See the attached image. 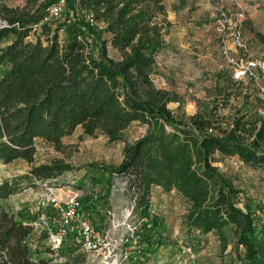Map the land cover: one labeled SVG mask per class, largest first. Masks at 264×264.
<instances>
[{
  "label": "trees",
  "instance_id": "1",
  "mask_svg": "<svg viewBox=\"0 0 264 264\" xmlns=\"http://www.w3.org/2000/svg\"><path fill=\"white\" fill-rule=\"evenodd\" d=\"M24 1L29 7L24 13L3 6L9 26L0 28V43L11 37L0 45V164L22 159L30 165L26 173L0 181V264L86 263L87 254L73 243L58 258L70 239L57 251L47 245L49 257L32 255L30 238L46 241L47 230L34 227L35 214L16 215L3 202L24 184L51 181L71 168L57 160L34 164L37 139L61 150L62 139L80 127L88 136L125 141L133 122L146 125V132L124 144L122 161L112 170L126 181L133 213L145 230L137 233L141 254L132 251L126 260L145 264L159 248L161 219L150 206L151 189L158 186L187 199V233L214 232L224 248L225 229L233 227L244 247L241 264H264V218L257 220L250 204H244L245 211L236 204L237 191L213 165L218 153L264 170V96L257 90L252 95L247 85L219 72L207 106L198 105L190 116L175 113L168 105L179 102L176 94L154 82L158 56L168 48L166 0H66L73 19L63 23L65 39L61 25L42 22L34 29L57 0ZM87 15L95 24L86 21ZM31 29L39 31L34 40L27 38ZM254 35L264 44V34ZM108 42L119 58L108 55ZM238 97L242 105L218 113ZM104 197L86 195V213L101 215Z\"/></svg>",
  "mask_w": 264,
  "mask_h": 264
},
{
  "label": "rangeland",
  "instance_id": "2",
  "mask_svg": "<svg viewBox=\"0 0 264 264\" xmlns=\"http://www.w3.org/2000/svg\"><path fill=\"white\" fill-rule=\"evenodd\" d=\"M3 6L20 13L29 10L24 0H0L2 19L6 14ZM165 7L170 23L166 39L171 47L161 52L158 58L159 73L154 76V82L158 86L169 87L176 94L179 102L169 104L175 113L190 116L198 110V105L204 108L209 104L215 92L217 73L232 75V62L247 57H264V44L254 35V31L264 34V0H166ZM68 17L73 19L66 4L65 11L50 21L54 27L61 25L62 39H65L63 23ZM86 21L95 24L88 20V15ZM36 32L39 33L31 29L28 40H34ZM102 36L109 37L106 33ZM10 41L11 37L2 40L0 45ZM107 52L113 58L120 57L109 42ZM241 82L248 86L252 95L257 96L250 82ZM219 83H223L222 78ZM242 100V97L237 100L231 98L230 104L219 108L218 113L233 111L242 105ZM146 128V125L133 122L125 131V141L110 142L102 134L88 136L77 127L71 135L62 139L61 150L37 139L34 164L57 160L69 164L71 168L51 181L24 184L17 193L4 200V205L16 215L25 214V211L33 213L38 216L34 219L37 220L49 188L64 195L78 194L82 199L89 194L104 197L109 191V196L102 198L99 204L101 215L87 213L92 222L96 221V227L108 231L107 243L104 252L99 255L86 253L85 264H133L124 259V252L129 248L136 255L141 254L137 243L139 239L133 242V238L136 233L145 230L133 213L134 200L126 181L116 173L112 174V170L122 161L124 144L133 143L146 132ZM213 157L218 173L237 191L233 194L236 204L244 211V204H250L256 210L257 220L264 218V170L246 166L235 157H221L218 153ZM29 167L22 159L0 164V181L24 174ZM150 204L152 215L161 219V238L159 248L147 257L145 264H241L244 247L237 243L233 227L225 229L227 242L223 248L214 232L200 235L186 232L183 220L190 204L176 190L163 191L153 186ZM262 226L264 228V224ZM125 237L131 241H127V249H124ZM72 243L70 239L58 251V258L65 256L64 249L67 250ZM29 244L32 255L49 257L45 251L49 245L47 240L41 242L34 236Z\"/></svg>",
  "mask_w": 264,
  "mask_h": 264
},
{
  "label": "built area",
  "instance_id": "3",
  "mask_svg": "<svg viewBox=\"0 0 264 264\" xmlns=\"http://www.w3.org/2000/svg\"><path fill=\"white\" fill-rule=\"evenodd\" d=\"M66 4V0H57L51 4L42 21L34 25V29L42 22H50L61 15L65 11ZM88 20L94 23L91 15H88ZM8 26V22L0 17V28ZM232 64V78L235 81H251L256 90L264 96V57H247ZM48 191V196L41 203L43 210H41L39 221H34L33 225L36 229L44 227L47 230L50 248L57 251L65 241L71 239L79 250L87 254L103 253L108 231L93 224L83 207L82 197L78 194L64 195L63 192L53 191L52 188ZM49 210L52 211L49 212ZM134 228L137 229V227ZM138 238L139 234L136 233L133 242H136ZM125 241L124 244L130 240L125 237ZM124 246V249L128 248L127 245ZM133 246L136 248L135 245ZM131 252L129 248L125 250L124 259H128Z\"/></svg>",
  "mask_w": 264,
  "mask_h": 264
},
{
  "label": "crops",
  "instance_id": "4",
  "mask_svg": "<svg viewBox=\"0 0 264 264\" xmlns=\"http://www.w3.org/2000/svg\"><path fill=\"white\" fill-rule=\"evenodd\" d=\"M166 41H167V39H166ZM167 42H168V41H167ZM167 47H168V48L171 47L170 44H169V42H168V46H167ZM166 49H167V48H166ZM164 50H165V49H164ZM164 50H163V51H164ZM163 51H162V52H163ZM160 55H161V53L159 54V56H160ZM159 56H158V58H159ZM164 87L167 88V89H169V90H171L169 87H166V86H164ZM171 91H172V90H171ZM170 103H171V102H170ZM170 103H169V104H170ZM168 106H169V105H168Z\"/></svg>",
  "mask_w": 264,
  "mask_h": 264
}]
</instances>
